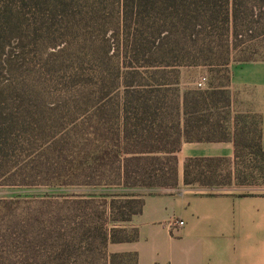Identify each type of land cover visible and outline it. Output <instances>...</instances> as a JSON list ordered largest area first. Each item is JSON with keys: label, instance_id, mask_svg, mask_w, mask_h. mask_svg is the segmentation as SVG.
<instances>
[{"label": "trees", "instance_id": "trees-1", "mask_svg": "<svg viewBox=\"0 0 264 264\" xmlns=\"http://www.w3.org/2000/svg\"><path fill=\"white\" fill-rule=\"evenodd\" d=\"M56 32L65 41L44 52ZM260 49L264 0H0L1 184L175 187L182 142L226 140L233 156L186 158L183 183L245 187L255 171L264 179L259 118L251 129L248 113L231 114L228 91L229 65L264 60L253 57ZM180 66L223 70L225 81L180 92L166 78ZM122 198L119 208L138 206L115 222L141 210L134 195L106 205ZM19 199H0V264L69 261L60 216L16 215ZM120 232L110 227L103 243L133 238ZM107 264L135 256L111 253Z\"/></svg>", "mask_w": 264, "mask_h": 264}, {"label": "crops", "instance_id": "crops-1", "mask_svg": "<svg viewBox=\"0 0 264 264\" xmlns=\"http://www.w3.org/2000/svg\"><path fill=\"white\" fill-rule=\"evenodd\" d=\"M228 76L229 110L258 116L264 149V60L233 61ZM233 153L229 140L182 142L176 153V186L142 196L140 212L122 226L132 229L133 238L108 242V254L132 253L135 264H264V194L183 183L186 158ZM172 218L184 224L171 228Z\"/></svg>", "mask_w": 264, "mask_h": 264}, {"label": "rangeland", "instance_id": "rangeland-1", "mask_svg": "<svg viewBox=\"0 0 264 264\" xmlns=\"http://www.w3.org/2000/svg\"><path fill=\"white\" fill-rule=\"evenodd\" d=\"M113 7V11L116 13L117 4H113ZM111 26L110 23L105 24L103 28L105 29V34L108 35L110 33ZM57 32L55 34L57 40H51V42L45 43L41 48H44V52L48 53L60 47L61 43L58 45V40L64 39L62 41H65V38L57 36ZM53 42H56V44L52 45ZM232 56L235 59H239L241 53L237 50L232 53ZM253 57L264 59V50L260 49ZM202 76H206V81L203 85V88H205L209 83L217 84L219 81H225L226 72L221 70L216 73L203 66H189L186 68L180 66L174 72L170 71L166 74L168 80H176L178 82L177 88H179L180 92L188 88H197L196 83ZM255 115L250 113L245 117L246 124L251 129L254 127V123H256ZM260 160L261 163H264V160ZM254 175L255 179L252 180L255 184L252 183L245 187H238L236 184L237 180L235 179V182L233 181L231 185L223 186L219 189L236 194H264V179H261L256 171ZM155 188L157 189L159 187L124 188L120 185L107 184L105 182H98V184L94 185H68L65 187L57 186L56 184L50 186H12L1 184L0 182V199L17 195L21 203L15 212L16 215L24 212V214L41 215L40 217H54L55 214L60 216L61 221L59 223L63 225L62 233H68L70 237L72 235V239L69 240L72 251L71 258L69 261L66 257L64 260L62 259L64 261L63 264H107L109 257L107 252L108 243L106 245L103 243L101 238L102 233L113 226L122 228L126 224V221L115 222L113 219L119 215L121 209L127 211L131 207L134 210L138 206L137 202H132L130 205L119 208L120 205H124V202H122L124 198H122L117 200L114 208H110L106 205L110 199V195H134L137 196V199L141 200L142 196L148 192H152ZM71 197L72 200L68 203L65 202V199H71ZM81 197L88 200H79ZM64 217H68V219L63 220ZM123 229L125 232H120L117 235L125 238L130 237L132 229ZM58 235L60 233L53 234L54 237H58ZM41 253L44 254L42 249ZM60 261L58 260L56 264H60Z\"/></svg>", "mask_w": 264, "mask_h": 264}, {"label": "built area", "instance_id": "built-area-1", "mask_svg": "<svg viewBox=\"0 0 264 264\" xmlns=\"http://www.w3.org/2000/svg\"><path fill=\"white\" fill-rule=\"evenodd\" d=\"M206 81V76H202L196 83L197 88H203ZM184 224V221L177 218H172L168 221V225L171 228H180Z\"/></svg>", "mask_w": 264, "mask_h": 264}]
</instances>
